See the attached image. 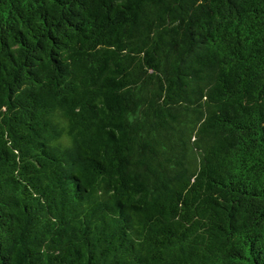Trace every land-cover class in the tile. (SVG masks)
Here are the masks:
<instances>
[{
  "label": "trees",
  "instance_id": "obj_1",
  "mask_svg": "<svg viewBox=\"0 0 264 264\" xmlns=\"http://www.w3.org/2000/svg\"><path fill=\"white\" fill-rule=\"evenodd\" d=\"M0 264H264V0H0Z\"/></svg>",
  "mask_w": 264,
  "mask_h": 264
}]
</instances>
